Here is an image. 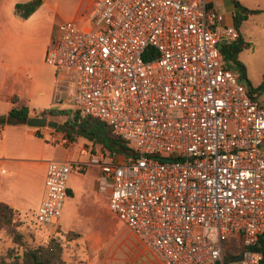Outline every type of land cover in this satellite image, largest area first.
<instances>
[{
    "label": "built area",
    "instance_id": "2783aa9c",
    "mask_svg": "<svg viewBox=\"0 0 264 264\" xmlns=\"http://www.w3.org/2000/svg\"><path fill=\"white\" fill-rule=\"evenodd\" d=\"M83 23L59 25L45 63L53 102L132 150L89 159L112 213L156 264H262L264 105L220 51L239 31L207 0H94ZM85 166L48 162L37 223L57 224ZM231 238L244 250L226 259Z\"/></svg>",
    "mask_w": 264,
    "mask_h": 264
},
{
    "label": "rangeland",
    "instance_id": "374dc122",
    "mask_svg": "<svg viewBox=\"0 0 264 264\" xmlns=\"http://www.w3.org/2000/svg\"><path fill=\"white\" fill-rule=\"evenodd\" d=\"M29 1L0 0V118L5 117L11 107H27L29 119L42 117L41 112L45 109L70 111L72 115L75 107L53 102V68L45 63V56L51 42L59 37L60 24L75 22L79 28L85 24L74 16L71 5L74 0H42L35 12L24 20L15 12L14 5ZM207 1L213 2L224 21L233 25L231 0ZM238 1L245 8L262 10L239 27L241 36L252 44L238 58L245 68L247 80L235 72L241 84L245 87L249 84L255 91V100L264 102V0ZM13 96L18 100L12 104ZM45 117L58 124L56 128H38L48 131L49 135H58L56 139L47 138L48 145L56 147L54 153H63V149L75 151L73 162L82 163L87 162L91 155H102L105 161L111 159L88 137L78 136L74 130V136L68 137L62 128L67 121L65 116ZM62 139L66 140V144L61 143ZM58 144L63 148L57 147ZM85 165L84 172L76 168L72 170L75 173L73 178L84 179L82 188L85 195L74 193L72 197H66L56 225H40L36 219L24 224L15 214L14 220L19 223L16 230L22 235L24 246H46L55 239L62 245L64 264H152L153 256L130 235L110 210L109 195L89 189L98 168ZM13 246L11 237L0 231V258ZM239 248L240 241L231 238L225 246V256L227 252ZM16 252L20 255L22 249Z\"/></svg>",
    "mask_w": 264,
    "mask_h": 264
},
{
    "label": "trees",
    "instance_id": "16d2710c",
    "mask_svg": "<svg viewBox=\"0 0 264 264\" xmlns=\"http://www.w3.org/2000/svg\"><path fill=\"white\" fill-rule=\"evenodd\" d=\"M231 2L233 4L232 22L233 26L238 31L242 22L262 12V10L259 9L245 8L238 0H231ZM41 4L42 0H31L24 4H15L14 10L25 20L32 15ZM251 47L252 44L246 41L241 34L236 41L230 44L220 45L225 68L237 71L240 76L247 80L245 77V68L238 58L243 50L250 49ZM248 89L250 92L255 93L249 84ZM17 100V97L14 96L11 99L12 104L16 103ZM28 114L29 109L27 107H11L7 115L0 118V125L25 124L29 119ZM41 116H65L67 121L62 125V128H64L63 132L68 137L72 138L74 136L72 133L73 130L74 134L78 136L88 137L91 141L93 140L94 145L98 144L102 153L106 155L107 158H111L114 163L118 162L121 157L124 159L130 156L128 154L130 148L125 141L113 135L111 129L105 123L98 119L84 116L79 109H76L72 115H70V111L45 109L41 112ZM15 214L14 210L9 206L0 203V231L6 232L7 235L11 237L14 245L7 249L3 258H0V264H64L62 260V245L55 239H52L46 246H24L22 235L16 230L19 223L14 220ZM17 249H22L20 255L16 252ZM250 249L262 254V264H264V235H261L256 244ZM243 250V246L240 243V248L227 252L225 258L230 259L233 257V253L238 251L242 252Z\"/></svg>",
    "mask_w": 264,
    "mask_h": 264
},
{
    "label": "crops",
    "instance_id": "0c3cea01",
    "mask_svg": "<svg viewBox=\"0 0 264 264\" xmlns=\"http://www.w3.org/2000/svg\"><path fill=\"white\" fill-rule=\"evenodd\" d=\"M93 1L74 0L71 4L74 16L83 21ZM230 16L232 17V14ZM225 23L228 24L229 21L226 20ZM258 103L264 105V102ZM49 134L44 129L32 128L26 123L0 125V203L14 210L20 222L24 224L36 219L37 209L44 196V180L49 161H70L84 165L89 163V156L85 163L73 162L75 151L72 150L63 149V153H54L56 147H50L47 138L48 136L53 139L59 137L57 134ZM61 143L66 144V140L62 139ZM56 146L63 148L61 144ZM98 171L90 182L91 190L97 191V179L100 173ZM74 174L71 172L69 177L67 194L71 197L74 193L84 196L85 191L82 188L84 179L82 177L75 179ZM151 262L156 264L155 261Z\"/></svg>",
    "mask_w": 264,
    "mask_h": 264
},
{
    "label": "water",
    "instance_id": "95a60500",
    "mask_svg": "<svg viewBox=\"0 0 264 264\" xmlns=\"http://www.w3.org/2000/svg\"><path fill=\"white\" fill-rule=\"evenodd\" d=\"M26 125L32 128H45V127L56 128L58 126L57 123L48 121L46 117L30 118L26 121ZM131 153H132V150L130 149L128 151V154H131ZM239 259H241V255L234 258L233 260H239Z\"/></svg>",
    "mask_w": 264,
    "mask_h": 264
}]
</instances>
